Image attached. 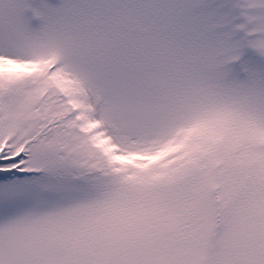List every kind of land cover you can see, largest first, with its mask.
Listing matches in <instances>:
<instances>
[{"label":"snow or ice","instance_id":"6c2138e0","mask_svg":"<svg viewBox=\"0 0 264 264\" xmlns=\"http://www.w3.org/2000/svg\"><path fill=\"white\" fill-rule=\"evenodd\" d=\"M0 264H264V0H0Z\"/></svg>","mask_w":264,"mask_h":264}]
</instances>
